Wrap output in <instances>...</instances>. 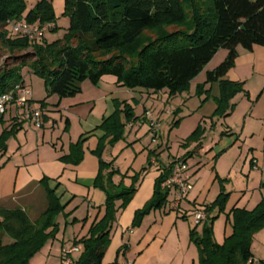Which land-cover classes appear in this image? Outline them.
I'll return each instance as SVG.
<instances>
[{
  "label": "trees",
  "instance_id": "16d2710c",
  "mask_svg": "<svg viewBox=\"0 0 264 264\" xmlns=\"http://www.w3.org/2000/svg\"><path fill=\"white\" fill-rule=\"evenodd\" d=\"M26 8L24 0H0V55L3 50L10 54V63L0 66V94L21 83V70L28 67L44 80L46 96L40 102L41 107L53 95L59 100L76 96L85 80L97 86L105 75L115 77L117 84L130 90H166L168 99H172L187 91L189 83L224 49L225 59L206 74V83L219 82L212 117L224 118L233 111L231 101L236 94L245 92L243 82L223 79L235 65L237 47L246 51L254 46L264 47V0H64L63 16L69 19V25L62 38L52 42H47L44 36L28 41L11 33L8 27L13 21L40 25L56 22L47 0H38L28 11ZM55 31L56 27L50 30ZM198 89L201 88L196 90L200 92ZM122 117L126 122L138 119L126 101L115 100V112L100 126L104 135L93 151L99 160L94 186L106 195L104 215L92 223L85 237L73 242L81 246L73 264H101L115 221V201H121L120 209L130 201L139 176L146 169L131 178L129 187L112 182L118 171L102 160L103 141L109 139L113 143L122 138L125 126ZM16 131L17 124L3 130L0 152L6 150L7 138ZM202 133L198 126L186 142L199 141ZM84 142L85 138L80 137L71 143L68 154L60 160L79 164ZM192 156L193 152H187L178 160L185 162ZM176 161L156 179L152 198L134 214L133 228L166 202L168 191L163 183ZM109 168L105 174L104 170ZM38 184L44 190L46 207L35 220L18 205L0 206V264H29L45 243L56 236V218L64 206L46 178ZM227 196L221 190L216 200L203 208L205 219L200 235L196 226L190 230L199 264H252V238L264 227V198L251 210L232 208L229 212L232 233L218 244L212 223L225 210ZM215 208L217 213L211 216Z\"/></svg>",
  "mask_w": 264,
  "mask_h": 264
},
{
  "label": "crops",
  "instance_id": "0c3cea01",
  "mask_svg": "<svg viewBox=\"0 0 264 264\" xmlns=\"http://www.w3.org/2000/svg\"><path fill=\"white\" fill-rule=\"evenodd\" d=\"M47 1L52 5L56 22L52 23L50 29L44 31V38L46 33H51L50 30L52 28H57V19L63 15L64 11V0ZM237 52L238 57L235 60V65L223 77L224 80L232 82H241V80H245L246 77L241 75L240 69L243 68L253 71V69L256 68L259 55L263 53V50L259 48V46H254L251 51H246L241 47H237ZM226 55L227 51L220 49L204 69L189 83V92H197L196 90L198 87L201 88L200 90L198 89V91L206 92V98L197 111L201 119L209 118L213 114L216 107L215 99L219 96V82L214 81L206 83V74L214 70L225 59ZM22 83L29 87L25 79H22ZM116 87L122 86L117 84L115 77L103 76L98 85L95 86V97L85 100H77V98L60 100L59 104L62 105L60 110L64 112L65 120L72 123L76 129H71V134L68 135V137L64 136V140L60 141V151H57L58 145L56 141H53V135L51 133H47L46 135V127H44V125L39 129L33 128L32 125L25 123L19 125L13 116V114H16L14 106L9 107L8 115L5 114L3 116V126L4 130H9L13 125L17 124V131L14 134L17 146L14 144L13 148H11L13 152L11 157L7 155L9 146L12 143L11 140L8 142L6 150L0 152V162L3 163L0 166V206L8 207L10 204H14L25 210L21 202L25 201L32 193L39 194L41 191L44 193V190L38 183L43 178H46L47 185L50 189L54 190L61 205L65 206L69 201H76V203L78 202L77 204L80 202L81 205H86L84 215L75 216L74 218L78 220L80 224L74 227L72 246H74V241H78L80 238L87 235L92 223L100 220L105 210L106 195L100 188L94 186L95 178L99 171V160L93 154V151L97 146L98 138L103 135V133L97 129V126H99L103 118L110 115L114 110L112 95L109 91ZM87 88L86 86L85 89ZM140 93H142V95L139 101L132 98L136 104L140 105L142 108L141 114L135 115L138 119L135 120L134 123L132 122V129L130 132L124 134L123 140L117 143L114 152L108 148L102 155L103 160L108 162L117 151H123L127 148L131 149L129 154L130 159L125 166H122L116 161L111 165V169L118 170L122 176H124L121 178L119 175H114L112 177V182L115 185L122 184L124 187H129L132 182L131 178L143 168L146 169L139 176L135 185V193L130 201L122 209L119 208L121 201H115V208L117 210L115 221L111 226L110 243L107 248V253L106 255L104 254L105 258L103 257L101 264L105 259L109 264H116L121 260L131 261L133 264H154V261L155 264H160L156 261V257L160 251V247L165 244V235L173 234L174 232L179 233L178 228L184 225L179 221L180 218L186 220L190 216H193L196 211L203 210L206 204L214 201L217 196H215L216 193L213 192V195H211L214 197H209V195L214 186H218L215 181V176L217 174V176L222 177L224 172L220 171L217 159H213L212 157L210 163H204L200 158L194 157L192 166H189L186 160L185 162L190 174L193 172V175H197L201 168L206 167L209 173L207 177L204 178V174L203 176H197L196 180L193 182V189L184 199L178 200L174 195L167 197L166 202L160 209L151 211L143 218L138 227L133 228L131 223L134 214L137 210L142 209L152 198L155 181L158 176L172 162L182 158L184 155L183 153L172 157L170 153H168L167 162L165 164L161 163L159 161L161 160V154L167 149L168 145L167 142H162L160 129L156 133H153L149 126V115H151L158 124L161 122V116L166 115L169 117V125H171L175 120L180 119L179 116L181 117V115L178 114H180L179 112H181V109L178 108L174 110V108L171 107L170 104L173 98L168 99L166 90L159 92L140 90ZM56 98H50L52 100H49L50 102L47 99V101H44V106L45 104H58L59 100H55ZM29 100L34 108L40 109V102L42 100L35 97L32 91ZM116 100L126 101V103L129 104L127 99L119 100L116 98ZM155 103H160L161 107H157ZM231 103L234 104V106L236 105L235 97ZM98 104L100 106H98ZM129 105L131 106V104ZM44 106L41 107V110L46 109ZM131 107L135 113V107ZM230 114H232V112ZM191 115L192 114H188V117ZM227 117L222 118L223 122L226 121ZM31 130L34 131L35 136L34 139H30L29 141V137L32 136V133H30ZM149 134H151V136L153 135L151 137V145L154 144L157 146V148L154 149L155 152L150 157L144 153L145 145L143 144V140L147 137L149 138ZM80 137L85 138L81 162L77 165L62 162L60 158L68 154L69 145L76 142ZM217 142L218 145H220L223 140ZM109 149L110 153H107ZM148 149H150V147H148ZM126 151L124 152L126 153ZM234 165L235 160L232 167H234ZM211 179L212 182L206 190ZM10 192L13 193L12 196L2 198V196H6V194ZM243 195L244 194H241L240 197L234 201H232V197H230L229 203L225 209V214H229L230 210L234 207L251 210L260 202L258 201L252 208H248L246 205L239 206L241 196ZM262 198H264V196H262L261 199ZM27 208H30V205H27ZM79 225L80 230L77 231ZM229 231L224 232V239L231 235V227ZM223 241L218 242L215 240L218 244H222ZM251 252L253 255L252 264H260L261 261H264V258L255 256L252 248ZM71 257L72 259L74 258L73 256Z\"/></svg>",
  "mask_w": 264,
  "mask_h": 264
},
{
  "label": "rangeland",
  "instance_id": "374dc122",
  "mask_svg": "<svg viewBox=\"0 0 264 264\" xmlns=\"http://www.w3.org/2000/svg\"><path fill=\"white\" fill-rule=\"evenodd\" d=\"M24 1L27 7L26 11H28L34 7L38 0ZM68 23L69 19L66 16H60V18L57 19L56 31L45 34L47 42H52L62 38L66 28L68 27ZM259 48L263 50V53L259 55L256 68H254L253 71L243 68L240 69L241 75L246 77L245 80H241V82L244 83L245 92L236 94V105L234 106L232 114L226 118L225 122H223L222 118L212 117V115L209 118L201 119L197 111L206 98V92H189L187 90L176 95L170 104L174 110L178 108L181 109V112H179L180 114H178L181 115V117L179 116V122L176 125H169V117L162 115L161 122L159 123L162 142H167L168 145L167 149L161 154V160H159L161 163L165 164L167 162L168 153L174 157L183 153L193 152V156L187 159L189 166L193 165L194 157L200 158V160L204 163H210L212 161L211 157L214 159L216 156L220 171L224 172L222 177H219L216 174L215 181L218 186H214L209 197H214L211 196L214 192L216 193L215 196L217 195V198L221 190L228 194L225 209L229 203L230 197H232L231 199L234 201L238 199L241 194H244L241 196L239 206L246 205L248 208H252L256 205V203H258V201H260L261 197L264 196V47L259 46ZM9 55L10 54L5 50L2 51V55H0V66H3L5 63H10ZM22 79H25V82L29 85V89L33 92L35 97L41 100L44 99L46 96V87L43 79L34 75L28 67L21 70V81ZM86 86L89 89H85ZM94 90H96L95 86H93L88 80H85L82 83L81 92L79 94L74 97L63 98L60 100H68L72 98H77V100L91 99L92 97H95L94 92L96 91ZM140 90L144 91V89L140 88L130 90L126 87H116L109 91L112 95L113 101H111L114 110L110 115L103 118L99 126H97V129L100 130L103 135L104 131L100 129V126L104 120L109 118L115 112L116 98L119 100L127 99L129 104L135 107L136 114L134 113V117L135 115L141 114V106L137 105L132 99L134 98L139 101L142 95ZM54 96L55 95L47 98L48 101L51 100L50 98L53 99L57 97ZM55 100H59L58 97ZM60 100L58 101V104L55 105L45 104L44 108L46 109L41 110V124L46 127V135L47 133H51L53 135V141H56L58 145L57 151H60V141L64 140V136L68 137V135L71 134V129H75V126L72 123H67V120H65V114L62 110H60L62 107V105L59 104ZM155 104L157 107H161L160 103ZM98 106L100 105L98 104ZM6 114L8 115V111ZM188 114L192 115L188 117ZM123 122L125 126L122 138L113 143H111L109 139L104 140L102 155L108 148L114 152L117 143L123 140L125 133L130 132L133 126L132 124L135 121L126 122L123 118ZM198 126H200L201 130H203L199 141L190 143L186 142L187 138L191 136ZM40 127L33 126V128L36 129H39ZM3 130L4 126L2 122L0 123V135ZM30 133H32V136L29 137V141L30 139H34L35 136L34 131L31 130ZM149 135V138L147 137L143 140V144L145 145L144 153L150 157L155 152L154 149H156L157 146L154 144L151 145L150 142H152L151 137L153 135ZM102 136L100 138H102ZM100 138L97 140V145ZM10 140L12 143L9 146L7 155L11 157L13 155L11 148H13L14 144L16 145L17 142L14 135H11L6 140V147ZM219 140H223L220 145H218L217 142ZM148 147H150V149H148ZM110 149L107 153H110ZM127 149L117 151L108 162L103 160L102 155L101 158L108 165H113L116 161L122 166H125L130 159L129 154L131 152V149ZM124 151H126V153ZM234 160L235 165L232 167ZM2 164L3 163L0 162V166ZM110 168L107 170L105 169L104 173L107 174ZM191 174L193 179L192 181L194 182L197 176H203L204 174V178H206L209 173L208 169L204 167L198 171L197 175H193V172ZM116 175H119L121 178L123 177L119 171ZM211 182L212 179L209 181V185L206 190L209 188ZM12 195L13 193L10 192L9 194H6V196H2V198ZM216 198L211 199H214L215 201ZM213 202L206 204V206L212 204ZM77 203L76 201H69V203L64 206L63 211L57 216L58 230L56 237L48 240L42 249L31 258L29 264H67L64 253L72 247L74 227L77 224H80L78 223L79 221L74 218L75 216L84 215L86 211L85 204L81 205L79 202L80 206ZM13 205L14 204H10V206ZM21 205L24 206L29 218L31 220H35L46 207L44 193L41 191L39 194H30L25 201L21 202ZM27 205H30V208H27ZM216 213L217 209L215 208L211 211V216ZM228 215L229 214H225L224 210L218 214V217L212 223L213 237L218 242H222L224 239V232H228L230 230L231 216ZM179 221L184 225L178 228L179 233L174 232L173 234L165 235V244L160 247L156 261L160 264H199L197 247L190 239V230L195 227L193 223V216H190L186 220L180 218ZM203 226L204 222L196 226V232L198 235H200ZM78 230H80V225L77 227V231ZM251 248L256 257L264 258V227L253 235ZM106 253L107 250L105 255ZM79 254L80 253L71 254L74 257L73 261L79 257ZM102 264L109 263H107L105 259Z\"/></svg>",
  "mask_w": 264,
  "mask_h": 264
},
{
  "label": "built area",
  "instance_id": "2783aa9c",
  "mask_svg": "<svg viewBox=\"0 0 264 264\" xmlns=\"http://www.w3.org/2000/svg\"><path fill=\"white\" fill-rule=\"evenodd\" d=\"M52 27V23L40 25L39 23L29 24L25 20L13 21L10 23L9 28L12 34L34 41L41 38L45 30ZM31 91L28 86L22 82L17 84L11 91L0 94V116H4L9 107L14 106L16 114L14 119L17 123H25L35 127H40L41 124V109L34 108L30 104L29 97ZM149 126L153 133L159 130V124L149 115ZM163 186L168 191V197L171 195L176 196L178 200L184 199L187 194L193 189L192 175L188 171L186 162L177 160L169 177L163 183ZM205 219L203 210H198L193 215V223L195 226L201 224ZM81 246H72L68 251H65L64 257L67 264H72V253H80ZM116 264H133L131 261L121 260Z\"/></svg>",
  "mask_w": 264,
  "mask_h": 264
}]
</instances>
